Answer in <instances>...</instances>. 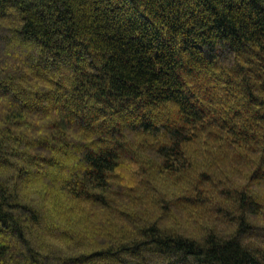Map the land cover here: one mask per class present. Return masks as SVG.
Returning a JSON list of instances; mask_svg holds the SVG:
<instances>
[{
    "label": "trees",
    "instance_id": "1",
    "mask_svg": "<svg viewBox=\"0 0 264 264\" xmlns=\"http://www.w3.org/2000/svg\"><path fill=\"white\" fill-rule=\"evenodd\" d=\"M0 264H264V0H0Z\"/></svg>",
    "mask_w": 264,
    "mask_h": 264
},
{
    "label": "rangeland",
    "instance_id": "2",
    "mask_svg": "<svg viewBox=\"0 0 264 264\" xmlns=\"http://www.w3.org/2000/svg\"><path fill=\"white\" fill-rule=\"evenodd\" d=\"M171 180H173L172 182H174V183H176V184H178L179 185V189L177 188V190L176 191H172L171 189H169V187L171 186V185H173L171 182H169V183H163V181H162V179H161V181H162V189H165V190H167V191H169L168 193L170 194V198L171 199H166V198H168V197H163L164 199H161L162 201H158V204H182L183 202L182 201H184V200H182V201H177L176 200V198L178 197V196H180V193L182 192V187L184 186L183 185V181L182 180H177L176 178H173V179H171ZM163 195V194H162ZM182 195V194H181ZM155 196H157V195H155ZM160 198L161 197V194H160V196H157L156 198ZM158 198V199H159ZM152 199V198H151ZM180 202H182V203H180ZM145 204H156L155 202H151V201H147ZM202 204H205V203H202ZM148 208H150L152 211H153V213H158V214H161L162 213V210H159L158 211V209H156L154 206H148ZM151 211V212H152ZM75 212V211H74ZM175 212H176V214H175ZM98 214V213H97ZM197 214V213H196ZM174 215L175 216H179L182 220H183V225L182 226H184V227H182V230H184V229H186V228H191L192 227V225H194V224H191L190 222L192 221V220H194V216L190 213L189 214V210L188 209H184V210H180V209H175L174 210ZM174 219H175V217H174ZM97 220L99 221L100 220V216H97ZM173 220V219H172ZM176 221V220H175ZM164 224H170V222H168V223H165V222H163ZM196 223H197V221H196ZM196 228V227H195ZM199 228V227H198ZM197 229V228H196ZM198 230V229H197Z\"/></svg>",
    "mask_w": 264,
    "mask_h": 264
}]
</instances>
